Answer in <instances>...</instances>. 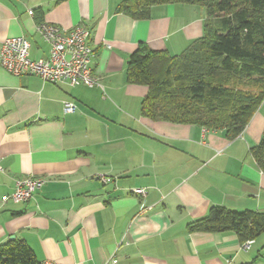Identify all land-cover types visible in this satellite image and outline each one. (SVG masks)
<instances>
[{
  "label": "crops",
  "instance_id": "obj_1",
  "mask_svg": "<svg viewBox=\"0 0 264 264\" xmlns=\"http://www.w3.org/2000/svg\"><path fill=\"white\" fill-rule=\"evenodd\" d=\"M121 1L0 0V46L24 36L30 58H44L38 22L86 27L99 82L50 83L0 66V244L23 240L40 263L264 264V232L244 251L232 232L186 231L212 206L264 211V171L251 152L264 104L233 139L144 117L147 87L126 81L130 53L144 42L177 55L202 35L205 15L165 3L134 19L117 11ZM64 101L75 110L64 113ZM27 176L45 183L25 202L2 201Z\"/></svg>",
  "mask_w": 264,
  "mask_h": 264
},
{
  "label": "trees",
  "instance_id": "obj_2",
  "mask_svg": "<svg viewBox=\"0 0 264 264\" xmlns=\"http://www.w3.org/2000/svg\"><path fill=\"white\" fill-rule=\"evenodd\" d=\"M165 3L202 8V35L178 55L144 42L130 53L126 81L147 87L141 114L237 137L264 104V0H123L117 11L145 19L152 6ZM251 152L264 171V128ZM186 231L254 240L264 232V211L212 206L205 217L188 222ZM0 264L41 263L23 240H12L0 244Z\"/></svg>",
  "mask_w": 264,
  "mask_h": 264
},
{
  "label": "built area",
  "instance_id": "obj_3",
  "mask_svg": "<svg viewBox=\"0 0 264 264\" xmlns=\"http://www.w3.org/2000/svg\"><path fill=\"white\" fill-rule=\"evenodd\" d=\"M32 10L28 13L32 14ZM36 32L49 45L48 55L44 58L31 59L29 56L30 43L24 36L7 37L0 46V66L10 74L34 75L44 82L65 83L70 86L83 84L88 87L97 85L98 77L94 74L91 60L92 47L89 45V29L76 26L64 29L45 21L36 24ZM75 110L72 102H63V112ZM45 179L27 176L15 181L14 190L2 197V201L25 202L33 193L40 189ZM133 192L144 196V188H135ZM252 239L240 244V248L247 251ZM41 264H57L52 261H43ZM105 264H119L115 255H111Z\"/></svg>",
  "mask_w": 264,
  "mask_h": 264
},
{
  "label": "rangeland",
  "instance_id": "obj_4",
  "mask_svg": "<svg viewBox=\"0 0 264 264\" xmlns=\"http://www.w3.org/2000/svg\"><path fill=\"white\" fill-rule=\"evenodd\" d=\"M186 48L185 47H182V49H178L177 48V51H175L176 53L175 54H181ZM263 111H264V108H263Z\"/></svg>",
  "mask_w": 264,
  "mask_h": 264
}]
</instances>
